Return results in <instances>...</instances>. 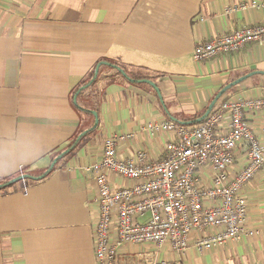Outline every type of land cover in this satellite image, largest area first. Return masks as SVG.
<instances>
[{"label":"crops","instance_id":"0c3cea01","mask_svg":"<svg viewBox=\"0 0 264 264\" xmlns=\"http://www.w3.org/2000/svg\"><path fill=\"white\" fill-rule=\"evenodd\" d=\"M251 1L0 0V185L11 183L0 188V264H98V194L86 168L100 159L104 140L133 133L119 154L142 149L160 160L175 136L149 132V124L190 126L184 122L205 114L238 80L214 109L264 98V41L205 62L193 59L201 43L264 25V10H232ZM96 66L99 80L84 89ZM245 117L261 136L264 111ZM229 123L225 113L218 131L227 133ZM245 165L236 150L230 173ZM239 195L247 202L246 228L255 235L184 255L128 245L119 263L264 264V169Z\"/></svg>","mask_w":264,"mask_h":264},{"label":"built area","instance_id":"2783aa9c","mask_svg":"<svg viewBox=\"0 0 264 264\" xmlns=\"http://www.w3.org/2000/svg\"><path fill=\"white\" fill-rule=\"evenodd\" d=\"M250 8L264 10V0L232 10ZM263 41L264 25H250L197 45L193 59L205 62ZM247 111H264V98L222 103L198 125L149 124V132L175 136L166 142L160 160L142 149L122 157L118 146L133 139V133L104 140L100 159L86 168L98 194L94 235L98 264H138L119 263L122 248L128 245H151L184 255L190 248L212 252L255 235V230L246 228L247 202L239 193L264 169V127L261 136L255 134L246 120ZM225 113L230 114V123L227 133H221L218 128ZM236 150L243 151L246 165L233 175ZM112 176L124 184H117Z\"/></svg>","mask_w":264,"mask_h":264},{"label":"trees","instance_id":"16d2710c","mask_svg":"<svg viewBox=\"0 0 264 264\" xmlns=\"http://www.w3.org/2000/svg\"><path fill=\"white\" fill-rule=\"evenodd\" d=\"M103 62V63H102ZM100 64H105L107 67H109V69L110 70H113V69H116L117 71H116V73H121L122 74V72L121 71H119L116 67H119V66H117V65H115V64H113L112 62H109V61H107V60H102L101 62H100ZM100 75H101V73H100V71H99V68H98V66H96L95 67V69H94V71L91 73V75H90V79H89V81H88V83L86 82V83H84V89L85 88H90L94 83H96L98 80H99V78H100ZM204 116V114H202V115H199V116H197L195 119H192V120H189V121H186V122H184V123H186L187 125H190V126H192V125H198V124H200V123H198V120L199 119H201L202 117ZM79 143V140H77V139H75V140H73L70 144H69V146H68V150L69 151H67L66 152V154H68L72 149H74L75 148V146L77 145ZM65 154V155H66ZM55 170V165H53V166H51L42 176H44V177H46V176H49L53 171ZM11 183L10 182H5L4 183V185H0V188L1 187H6V186H8V185H10Z\"/></svg>","mask_w":264,"mask_h":264},{"label":"water","instance_id":"95a60500","mask_svg":"<svg viewBox=\"0 0 264 264\" xmlns=\"http://www.w3.org/2000/svg\"><path fill=\"white\" fill-rule=\"evenodd\" d=\"M119 71L122 72V74L124 76H126L125 72L120 69L119 67H116ZM242 80H238L236 82H233L231 84H229L227 87H225L217 96L216 98L213 100V102L210 104L208 110L206 111V113L204 114V116L198 120V123H200L201 121H203L205 118H207L209 116V114L213 111L215 105L217 104V102L219 101V99L229 90L231 89L232 87L236 86L237 84H239ZM151 84V82H149ZM153 85V84H152ZM95 118H96V124H95V127L97 126L98 124V119H97V114L96 113H93Z\"/></svg>","mask_w":264,"mask_h":264},{"label":"rangeland","instance_id":"374dc122","mask_svg":"<svg viewBox=\"0 0 264 264\" xmlns=\"http://www.w3.org/2000/svg\"><path fill=\"white\" fill-rule=\"evenodd\" d=\"M152 84H153V83L151 82L150 85H151L152 87H154V86H153L154 84H153V85H152ZM222 99H224V96L219 100V102L217 103V105L220 104V102L222 101ZM77 103H79V106H80L81 104H83V103L81 102V99H80V98H79V100H77ZM80 114H81V113H80ZM82 114H84V113H82ZM94 118H95V116H94Z\"/></svg>","mask_w":264,"mask_h":264}]
</instances>
